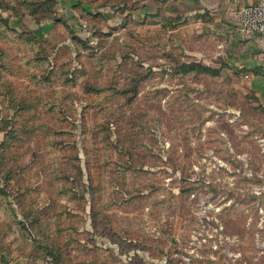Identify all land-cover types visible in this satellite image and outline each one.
Here are the masks:
<instances>
[{
  "label": "rangeland",
  "instance_id": "rangeland-1",
  "mask_svg": "<svg viewBox=\"0 0 264 264\" xmlns=\"http://www.w3.org/2000/svg\"><path fill=\"white\" fill-rule=\"evenodd\" d=\"M135 8L0 0V264H264V107Z\"/></svg>",
  "mask_w": 264,
  "mask_h": 264
},
{
  "label": "crops",
  "instance_id": "crops-1",
  "mask_svg": "<svg viewBox=\"0 0 264 264\" xmlns=\"http://www.w3.org/2000/svg\"><path fill=\"white\" fill-rule=\"evenodd\" d=\"M258 1L133 0L136 8L123 16L151 19L153 29L181 37L194 57L238 71L264 107V35L246 36L234 17L239 8Z\"/></svg>",
  "mask_w": 264,
  "mask_h": 264
},
{
  "label": "built area",
  "instance_id": "built-area-1",
  "mask_svg": "<svg viewBox=\"0 0 264 264\" xmlns=\"http://www.w3.org/2000/svg\"><path fill=\"white\" fill-rule=\"evenodd\" d=\"M234 17L246 36L264 35V0L239 8Z\"/></svg>",
  "mask_w": 264,
  "mask_h": 264
},
{
  "label": "trees",
  "instance_id": "trees-1",
  "mask_svg": "<svg viewBox=\"0 0 264 264\" xmlns=\"http://www.w3.org/2000/svg\"><path fill=\"white\" fill-rule=\"evenodd\" d=\"M41 22V21H40ZM185 69L186 70H196V69H200L202 72H206L208 74H212L215 76H218L221 74L222 68H214L211 66H207L201 63H193V64H188L185 65Z\"/></svg>",
  "mask_w": 264,
  "mask_h": 264
}]
</instances>
